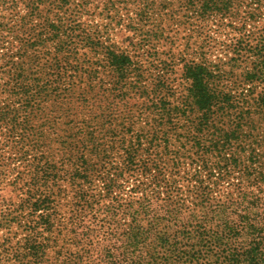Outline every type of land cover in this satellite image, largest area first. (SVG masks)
<instances>
[{"label": "trees", "instance_id": "1", "mask_svg": "<svg viewBox=\"0 0 264 264\" xmlns=\"http://www.w3.org/2000/svg\"><path fill=\"white\" fill-rule=\"evenodd\" d=\"M93 1L20 0L26 15L15 11L18 4L12 5L0 21V137L13 152L12 161L23 164L16 181L27 188L22 203L9 211L5 223L22 227L28 252L24 254L41 261L47 250L60 246L65 250L62 256L58 254L62 261L95 264V235L84 226L80 214L76 210L71 214L68 238L61 235L67 225L54 228L53 221L58 218L54 204L63 193L60 184L98 175L104 182L103 197L111 199L103 212L111 217L124 213L130 220L120 245L102 252L108 264H264V131L257 133V122L264 124V32L255 45L240 40L227 46L231 54L222 51L232 56L228 62L232 67L246 57L243 77L232 79V67L227 70L222 63L225 57L213 61L207 57L209 51L202 50L200 60L185 61L187 87L176 96L173 91L164 92L161 84L149 91L128 53L115 44L104 46L102 31L99 41L81 28L79 19L89 14ZM183 1L198 19L216 22L235 17L241 5L240 0ZM144 2L138 22L140 26L155 24L148 17L152 4ZM169 8L164 0L157 6L160 11ZM57 16H67V24L55 21ZM130 28L134 30L133 22ZM152 31L149 39H163L164 28L156 25ZM100 74L122 80L111 91L117 104L107 105L113 115L120 105L123 116L118 125L101 111L95 119L94 101L83 97L73 103L75 107L65 108L66 97L61 99L74 92L91 95L95 90L91 82ZM130 74H136L137 80L127 85ZM78 78H85L83 86L72 81ZM125 88L140 94L137 99L148 108L142 105L130 113ZM84 108L90 120H69L71 110L82 109L83 114ZM36 121L47 131L40 133V144L35 141ZM117 147L123 148L120 164L111 161L110 153ZM156 151L174 169L187 164L194 170L187 175L186 196L175 187L176 181L163 185L159 175H153L152 189L144 190L150 194L143 193L142 185L136 186L135 193L146 195L138 202L122 204L112 195L120 187L119 179L149 178L152 169H159L158 164L152 167L157 160L151 155ZM0 153L3 157L2 148ZM93 154L97 161L91 163ZM6 165H0V170ZM227 179L237 181L232 183L235 192L216 200L222 184L230 182ZM190 200L192 209L186 207ZM90 207L85 198L81 208ZM176 229V235H171ZM56 231L57 240H51L50 233ZM10 250V246L3 248L0 264Z\"/></svg>", "mask_w": 264, "mask_h": 264}, {"label": "rangeland", "instance_id": "2", "mask_svg": "<svg viewBox=\"0 0 264 264\" xmlns=\"http://www.w3.org/2000/svg\"><path fill=\"white\" fill-rule=\"evenodd\" d=\"M4 1H7V5H4ZM19 1L20 0H0V21L4 17H7L8 12H10L9 8L12 5L16 6L18 4L15 11L20 15H26V9L20 7ZM164 1L170 4V8L160 11V9H157L160 0H149L148 3L152 4L153 8L150 9L151 13L149 12L148 17H151L152 21L157 22L155 24L150 23L147 26H140L138 22L140 10H143L146 5L144 0L135 2L133 0H94L88 8L89 14L81 16L79 19L81 28L89 36L101 40L100 36L102 33H100V31H102L106 36L101 40L104 46L115 44L121 51L128 53L134 59L135 66L142 72V76L139 80L149 91L157 89L161 84V86H164V92L173 91L176 96L183 93L184 89L187 87V81L183 75L185 61L200 60L201 57L199 53H201L202 50L209 51L207 57L213 61L217 57H225L222 62L223 66L225 69L230 70L231 65L229 66L228 64L230 63L228 62L232 56L229 55V57H227L228 55L225 56V52L222 51L226 49L227 53L231 54L227 46L231 44L236 45L240 40L247 44L255 45L258 35L264 32V0H261V2L257 0H240L241 5L235 11L236 16L227 20L223 19L220 22L210 19H198L195 13L193 14L192 11L186 10L183 0ZM125 3H127V5ZM190 17H192V21L189 19ZM55 19L57 22L67 24V16H57ZM132 22L134 23V30L130 28ZM192 22H194V24H192ZM156 25L164 28L165 31L163 39L159 41L149 39L153 32L152 29ZM9 40L11 42L13 41L12 39ZM150 53L156 56H150ZM245 59L246 57H243V61L238 62V64L242 63L240 69L237 68L238 64L234 67L231 66L234 71V73L230 75L232 79H235L237 75L243 77L242 72L246 68V63L248 62L245 61ZM135 76L134 74H130L126 82L127 85L137 80V76ZM72 81L81 82L83 86L85 78H78ZM119 82H122V80L113 77L111 74H100L99 77H96L91 82L95 87L91 95L84 96L80 95V92H74L72 95H63L61 99L66 97L64 102L65 108L75 107L73 103L83 97L84 99L94 101L97 104H95L96 108L95 106L92 107L94 110V118L96 119L95 116L101 111L102 113L110 115L111 120H116L118 125L121 123V118L123 116L121 115L122 113H120V105L117 106L116 109H118V111L115 110L114 115L107 109V105L109 103L114 105L117 104L118 101L114 103L115 97L111 94V91L116 85L119 86ZM142 84L139 85L143 87ZM82 90L83 89H81V92ZM123 93H126V99H129V103L132 106L129 107L130 113L141 110L142 105L144 106V110L148 108L147 105L141 101L142 99H137L140 94L135 95L134 92L131 93L129 89L127 90L126 88ZM145 100L146 102L148 101L147 98H145ZM82 106L81 104V107ZM74 111L71 110L69 116V120L73 121V123H77L79 119L81 121L91 119L85 108L83 109V114L80 113L82 109H80V111L79 109ZM76 113H79V118ZM100 122L104 123L102 119H100ZM35 123L36 133H39L37 138L40 139L37 140L36 138L35 141L40 144L42 139L40 133L44 131L46 135L47 131L39 127V121ZM257 125V133L261 135L264 131V124L257 122ZM5 146L4 138L0 137V148H2L4 152V156H0V165L7 164L0 170V253L5 247L10 246L12 248L10 254L5 256L6 260L2 261V263L68 264L58 257V254L62 256L65 251L61 249L60 246L56 249L47 250V255L41 261L36 260L32 256L25 255V251L27 252L25 244L26 236L21 229L22 227H20L18 223H5V221H7L5 216L10 210L20 206L27 191V188L25 189L22 182L19 183L16 181L24 171V169H22L23 164H20L21 162L16 163V161H12L13 152H10ZM122 150L123 148L121 147L112 149L110 155L112 156L111 161L114 162V164H120L122 162ZM151 156L154 161L157 160L152 167L158 164L159 169H152L149 178L143 179L140 175H134L131 178L122 177L119 179L120 187L115 190L116 192L114 191L112 195L113 197H117L122 204L138 202L140 198L144 197L143 195H146L143 193L148 194L149 192H144V190L148 188L153 181V175H159L158 177L164 181L163 185L165 181L168 180L176 181L175 187L183 191V197L186 196L188 191L187 183L189 182V177H187V175L192 174L194 170L187 164L182 165L178 169H174L171 166L172 164L167 162L165 157H163L162 154L159 155L157 151ZM89 160L91 163H94L97 161V156L93 154L89 157ZM65 168L70 170L71 166ZM200 179H202V181L206 180L205 177ZM227 180L230 182L222 184V191L216 192V200L226 197L227 193L235 192L232 183H236L237 181ZM142 181L144 182L142 183ZM145 183H147V186ZM139 185H142L143 193L134 192V188ZM59 188L62 189L63 193L54 204L56 206L55 211L58 212L57 220L53 221L54 228H58L59 224H61V229L62 227H66L71 214L76 210V212L80 214L79 218L84 226L92 230V234L95 235L92 237L94 238V243H96L95 245H97L94 263L108 264L104 256H102V252L106 249H114L120 245L124 238V232L127 231L128 228V223L130 221L129 217L123 215L124 213H119L111 217L103 212L104 209L106 210L111 204V199L109 200L103 197L105 188L101 176L91 175L86 180L79 181L66 179L60 184ZM149 188L152 189V187ZM157 189L158 188H156V191ZM162 189H164V187H162ZM162 189H158V191H162ZM261 189L264 191V185ZM82 196L84 198H82ZM160 196L164 197L162 194H160ZM232 197H236V195ZM85 198L91 205L90 210L87 211L81 208L83 207ZM189 202L186 203V207L192 209L193 204L191 200ZM65 205L68 207H65ZM75 205H78L79 208L75 207ZM135 207L136 206H134V209ZM186 210L187 213H189L190 209ZM28 213L29 210L26 209L25 215H28ZM127 213H130V210ZM25 220L26 218L22 220V223H24ZM71 231V226L67 225V228L61 232V235L67 234L66 238H68ZM176 231L178 230H174V233H171V235L175 236ZM58 233L59 231L50 233L51 240H54ZM43 237H46V235H43ZM55 240H57V238ZM60 241L61 239H59V244ZM52 243L55 245V242Z\"/></svg>", "mask_w": 264, "mask_h": 264}]
</instances>
